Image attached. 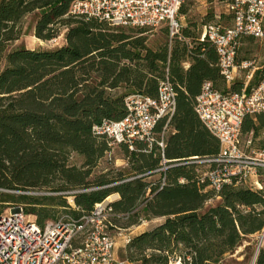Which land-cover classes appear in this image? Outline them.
<instances>
[{"label":"trees","instance_id":"trees-1","mask_svg":"<svg viewBox=\"0 0 264 264\" xmlns=\"http://www.w3.org/2000/svg\"><path fill=\"white\" fill-rule=\"evenodd\" d=\"M73 1L0 0V215L9 204L27 205V213L44 226L61 210L90 215L97 204L117 194L109 207L112 229L162 220L133 236L121 260L220 264L249 237L263 233L264 192L232 183L216 194L201 183L215 164L182 163L214 160L220 152L217 138L196 113L202 84L212 82L223 92L236 93L243 85L227 89L219 77L217 54L207 42L194 40L189 47L175 38L171 48L168 41L152 48L144 29L135 36L95 18L71 15ZM179 13H185L183 6ZM30 20L35 36L45 42L56 40L66 28V44L53 50H10ZM191 35L189 27L184 29V39ZM167 69L177 108L164 149L154 145L146 153L143 144L134 151L119 145L124 165L117 167L116 158L109 157L111 141L94 134L93 127L123 119L128 93L155 97ZM263 79L264 64L256 68L246 92ZM164 126V121L158 125L157 140ZM263 130L264 116L247 118L243 137L257 138ZM73 156L79 161L72 162ZM163 159L169 169L155 172ZM211 200L217 202L209 206ZM256 264H264V242Z\"/></svg>","mask_w":264,"mask_h":264},{"label":"built area","instance_id":"built-area-1","mask_svg":"<svg viewBox=\"0 0 264 264\" xmlns=\"http://www.w3.org/2000/svg\"><path fill=\"white\" fill-rule=\"evenodd\" d=\"M186 1L74 0L69 12L73 16L95 18L114 28L154 29L165 25L172 38H179L182 30L179 11ZM224 1L232 16L231 23L205 24L198 40L214 48L219 77L228 88L239 83L244 89L239 93L223 92L212 82L202 84L195 98L196 113L217 138L220 152L214 160L194 158L182 164H215L201 177V183H207L216 194L224 185L232 183L264 192V145H256L253 134L243 140L246 119L264 116V79L247 93L246 87L252 82L256 67L239 59L243 41L264 40V0ZM168 73L167 69L166 76L159 80L155 97L131 93L124 100L127 114L123 119L104 121L93 127L94 134L111 141L109 157L114 156L115 147L122 144L130 151L143 144L142 152L146 153L154 145L164 149V137L177 108V94ZM163 121L161 139L157 140L156 129ZM167 163L163 159L162 167L155 172H165L169 169ZM165 182L164 177L160 189ZM118 197H109L97 204L90 215L76 217L65 212L44 226L38 225L27 213L25 205L9 204L0 215V264H128L116 258V241L109 232L110 203ZM214 203L215 200H211L208 205ZM135 230L120 231L124 248L131 242ZM261 239L262 245L264 231Z\"/></svg>","mask_w":264,"mask_h":264},{"label":"rangeland","instance_id":"rangeland-1","mask_svg":"<svg viewBox=\"0 0 264 264\" xmlns=\"http://www.w3.org/2000/svg\"><path fill=\"white\" fill-rule=\"evenodd\" d=\"M224 0H188L183 5V10L185 13H179V20L182 22V30L181 41H186L189 47H192L194 44V40H198L202 28L205 24L209 22L213 23H220V22H230L231 23V14L224 15L223 13L226 10V5L223 2ZM221 24V23H220ZM190 28L192 33L191 38L184 39L182 33L184 29ZM124 29L128 32H132L133 35L137 36L140 35L139 30L141 29ZM168 29L167 26L162 25L158 28L154 29H144L146 32L143 34L144 36L148 37V44L150 47L155 48L157 45L164 43L165 41L169 42V47L171 48L173 41L175 38L171 37L170 31L168 29V36H166L165 30ZM66 34L67 29L62 28L60 32V36L51 42H45L38 39L34 34V21L30 20L29 22L25 23V34L23 37L16 42L11 48L16 49L20 47H24L31 50H53L59 47H62L66 44ZM239 59L251 62L256 68H259L261 65L264 64V40H246L243 41L240 45L239 49ZM227 89L228 86H227ZM131 93H128V95ZM245 137H243V140ZM263 139H259L257 141V145L262 143ZM120 149L118 146L115 147V155L113 157L116 158L115 165L117 167L123 166L124 163L120 159L121 155L118 153ZM79 158L77 156H73L72 162H78ZM28 195L32 196H43L47 195L45 192H30L27 193ZM49 195V194H48ZM117 194L111 196L114 197ZM119 198V197H118ZM117 198V199H118ZM114 199V200H117ZM107 200V199H106ZM217 201H215L216 203ZM69 203L74 204L72 199H69ZM214 203V204H215ZM26 209H28V206ZM8 212H6L7 214ZM65 213V211L61 210L57 214V217L61 214ZM34 217V216H33ZM35 218V217H34ZM36 219V218H35ZM162 221V220H161ZM153 221V222H146L143 223L144 225L137 233H142L144 229L148 230L149 228L159 224L161 222ZM110 234L114 237L116 241V248H115V256L119 258L121 251L124 249L123 237L120 231H116L115 229L109 228ZM262 234L249 237L247 240L243 242V244L237 248V250L233 254L227 255L220 264H252L255 253L262 243L261 239Z\"/></svg>","mask_w":264,"mask_h":264},{"label":"crops","instance_id":"crops-1","mask_svg":"<svg viewBox=\"0 0 264 264\" xmlns=\"http://www.w3.org/2000/svg\"><path fill=\"white\" fill-rule=\"evenodd\" d=\"M223 2H224L225 5H226V10H225V12H224L223 14H224V15H228V13H230L229 10H228V5H227L226 1H223ZM231 20H232V17H231ZM221 24H222V25H229L230 22H227V23H226V22H223V23L221 22ZM249 135H250V134H249ZM249 135H248V136H249ZM248 136H246L245 139H246ZM245 139H244V140H245ZM259 139H263V138H262V132H261V134H260L259 137L255 138V144H256V145H257V141H258ZM261 145H264V139L262 140V143L260 144V146H261ZM143 226H144V225H142V226H140V227H138V228H135L136 230H135L134 236L137 235V234H140V233H137V232H138L139 229H141ZM146 230H147V229H146ZM146 230L144 229V230L141 231V232H145Z\"/></svg>","mask_w":264,"mask_h":264},{"label":"water","instance_id":"water-1","mask_svg":"<svg viewBox=\"0 0 264 264\" xmlns=\"http://www.w3.org/2000/svg\"><path fill=\"white\" fill-rule=\"evenodd\" d=\"M262 247V245L260 244L256 253H255V257H254V260H253V263L252 264H256L257 262V259H258V256H259V253H260V248Z\"/></svg>","mask_w":264,"mask_h":264},{"label":"bare ground","instance_id":"bare-ground-1","mask_svg":"<svg viewBox=\"0 0 264 264\" xmlns=\"http://www.w3.org/2000/svg\"><path fill=\"white\" fill-rule=\"evenodd\" d=\"M114 198V197H113Z\"/></svg>","mask_w":264,"mask_h":264}]
</instances>
